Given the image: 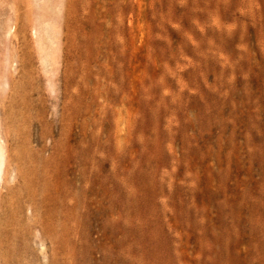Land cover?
I'll use <instances>...</instances> for the list:
<instances>
[{"label":"rangeland","instance_id":"374dc122","mask_svg":"<svg viewBox=\"0 0 264 264\" xmlns=\"http://www.w3.org/2000/svg\"><path fill=\"white\" fill-rule=\"evenodd\" d=\"M0 264H264V0H0Z\"/></svg>","mask_w":264,"mask_h":264},{"label":"bare ground","instance_id":"6f19581e","mask_svg":"<svg viewBox=\"0 0 264 264\" xmlns=\"http://www.w3.org/2000/svg\"><path fill=\"white\" fill-rule=\"evenodd\" d=\"M0 142H2L0 140ZM5 162V156H4V150L2 147V143L0 144V181L2 180V172H3V166Z\"/></svg>","mask_w":264,"mask_h":264}]
</instances>
